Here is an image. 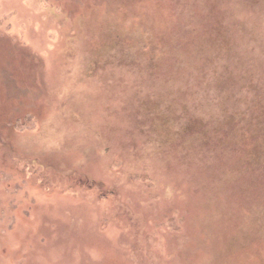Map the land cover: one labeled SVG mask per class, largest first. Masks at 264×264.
Listing matches in <instances>:
<instances>
[{
	"label": "rangeland",
	"instance_id": "obj_1",
	"mask_svg": "<svg viewBox=\"0 0 264 264\" xmlns=\"http://www.w3.org/2000/svg\"><path fill=\"white\" fill-rule=\"evenodd\" d=\"M0 264H264V0H0Z\"/></svg>",
	"mask_w": 264,
	"mask_h": 264
}]
</instances>
